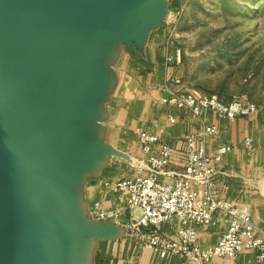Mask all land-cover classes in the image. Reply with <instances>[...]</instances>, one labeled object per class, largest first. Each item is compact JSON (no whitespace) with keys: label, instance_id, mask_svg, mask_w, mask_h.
<instances>
[{"label":"crops","instance_id":"1","mask_svg":"<svg viewBox=\"0 0 264 264\" xmlns=\"http://www.w3.org/2000/svg\"><path fill=\"white\" fill-rule=\"evenodd\" d=\"M173 1L82 0L83 21L87 18L88 23L73 30V11L64 20L60 18L73 37L66 53L72 65L66 64L71 69L67 83L78 82L81 90L76 95L70 93L73 99L66 101L62 113L57 102L50 108L53 121L48 130L62 129L69 134L64 142L55 144L64 151L62 156L31 161L22 154L6 169L9 177L5 187L11 190L7 202L0 204V264L182 261L180 256L161 259L127 235L116 220L99 221L94 212L96 204L105 210L119 209L121 223L140 216V209L128 208L126 194L112 188L119 180L134 178L145 157L138 128L154 132L156 123L164 128L161 142L175 149L169 166L174 171L184 169L187 134L199 130L192 114L162 101V31L165 22L172 20ZM173 54L176 57L175 51ZM175 62L170 72L182 77L180 62ZM170 114L176 117L175 124L168 121ZM257 115L222 120L211 114L208 123L219 126L221 133L208 142V152L215 155L223 145L233 147L221 162L214 163L219 170V193L227 200L251 206L254 222L264 230V125ZM74 130L75 140L73 136L70 139ZM247 138L252 139L251 145H246ZM75 144L91 150L74 155L71 147ZM177 226L176 222L166 225L165 235L176 239ZM198 230L200 244L208 247L219 241L226 224ZM255 257V250H246L232 264H254Z\"/></svg>","mask_w":264,"mask_h":264},{"label":"rangeland","instance_id":"2","mask_svg":"<svg viewBox=\"0 0 264 264\" xmlns=\"http://www.w3.org/2000/svg\"><path fill=\"white\" fill-rule=\"evenodd\" d=\"M182 2L184 14L177 30H172ZM81 3L0 0V204L7 202L11 190L5 187L6 169L10 161H18L8 155L32 157L36 150L35 161H44L64 153L54 144L69 134L48 130L53 121L50 108L57 102L59 112L65 110L66 101L73 99L70 93H79L81 85L67 83L72 65L66 53L73 37L60 18L73 11V30L88 23L87 18L83 21ZM171 11L172 20L162 31L161 56L172 33L171 50L180 57L183 75L181 89L255 103L257 120L264 125V0H175ZM76 134L74 130L70 139ZM262 138L264 151V129ZM71 149L74 155L91 150L76 144Z\"/></svg>","mask_w":264,"mask_h":264},{"label":"built area","instance_id":"3","mask_svg":"<svg viewBox=\"0 0 264 264\" xmlns=\"http://www.w3.org/2000/svg\"><path fill=\"white\" fill-rule=\"evenodd\" d=\"M184 11L182 2L172 30H177ZM172 35L165 44L164 60L166 76L163 92L169 96L163 97L162 101L189 112L200 124L199 130L186 136L184 169L169 170L175 149L161 142L165 130L159 123L154 124V132L138 128L136 133L145 157L134 178L119 180L112 188L114 192L126 194L128 208H138L141 214L128 217L126 222L121 223V210H105L96 204L95 216L99 221L116 220L141 247L163 260L180 256V264H232L246 250H255L254 264H264V230L254 222L251 206L227 200L219 193L216 179L219 170L214 163L221 162L233 147L223 145L215 155L208 152V142L218 138L221 133L219 126L208 123L211 114L222 120H234L255 116L258 107L255 103L238 98L224 101L217 96H197L193 92L183 91L182 78L172 75L169 69L173 61L180 62V57H175L171 50L174 42ZM168 121L175 124L177 120L170 114ZM245 143L251 145L252 139L247 138ZM161 177L170 180L161 181ZM175 222L178 223L177 238L172 239L165 235L164 228ZM221 222L226 224V230L219 241L203 247L199 242L198 227Z\"/></svg>","mask_w":264,"mask_h":264},{"label":"water","instance_id":"4","mask_svg":"<svg viewBox=\"0 0 264 264\" xmlns=\"http://www.w3.org/2000/svg\"><path fill=\"white\" fill-rule=\"evenodd\" d=\"M169 96V94L168 93H165V97H168ZM2 139L3 138H5V137H1ZM52 143V142H51ZM51 145V144H50ZM53 146V145H52ZM54 146H55V148H57V146L54 144ZM57 149H60V148H57ZM18 156H20V155H12V156H10V155H8L7 157L8 158H13V157H15V158H17ZM21 156H22V154H21ZM20 156V157H21ZM37 157H36V154H32V157L30 158L31 159V161H35V159H36ZM12 161H10V163H11Z\"/></svg>","mask_w":264,"mask_h":264}]
</instances>
